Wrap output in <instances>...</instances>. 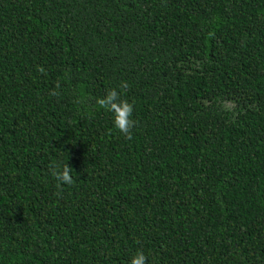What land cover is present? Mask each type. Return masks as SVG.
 I'll return each mask as SVG.
<instances>
[{
	"label": "trees",
	"instance_id": "trees-1",
	"mask_svg": "<svg viewBox=\"0 0 264 264\" xmlns=\"http://www.w3.org/2000/svg\"><path fill=\"white\" fill-rule=\"evenodd\" d=\"M137 251L264 264V0H0V264Z\"/></svg>",
	"mask_w": 264,
	"mask_h": 264
},
{
	"label": "clouds",
	"instance_id": "clouds-1",
	"mask_svg": "<svg viewBox=\"0 0 264 264\" xmlns=\"http://www.w3.org/2000/svg\"><path fill=\"white\" fill-rule=\"evenodd\" d=\"M38 71L44 72L42 67L37 68ZM60 84H56L58 89ZM123 89H127L128 85L124 82L121 83ZM51 95H59L56 90H53ZM121 93L116 89H109L103 97L96 98L95 104L99 108L110 112L113 117V125L116 130L123 134L127 139L132 138V129L136 124V121L132 118L133 115V104L127 100L120 98ZM73 170L68 166L67 163L64 164H54L51 167V175L57 181L56 187L62 191L64 185L71 186L74 184V179L72 176ZM128 264H147V257L141 251H137L132 255L128 261Z\"/></svg>",
	"mask_w": 264,
	"mask_h": 264
}]
</instances>
